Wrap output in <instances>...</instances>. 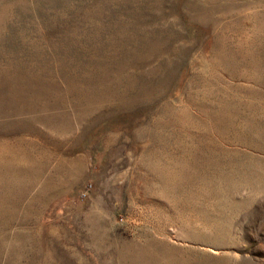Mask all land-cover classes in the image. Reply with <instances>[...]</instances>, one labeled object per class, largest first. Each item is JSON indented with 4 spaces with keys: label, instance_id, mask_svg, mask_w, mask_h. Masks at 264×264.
Instances as JSON below:
<instances>
[{
    "label": "rangeland",
    "instance_id": "1",
    "mask_svg": "<svg viewBox=\"0 0 264 264\" xmlns=\"http://www.w3.org/2000/svg\"><path fill=\"white\" fill-rule=\"evenodd\" d=\"M0 264H264V0H0Z\"/></svg>",
    "mask_w": 264,
    "mask_h": 264
}]
</instances>
